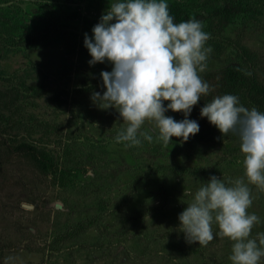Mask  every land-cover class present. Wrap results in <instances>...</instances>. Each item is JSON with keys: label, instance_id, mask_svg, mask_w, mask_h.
I'll list each match as a JSON object with an SVG mask.
<instances>
[{"label": "rangeland", "instance_id": "obj_1", "mask_svg": "<svg viewBox=\"0 0 264 264\" xmlns=\"http://www.w3.org/2000/svg\"><path fill=\"white\" fill-rule=\"evenodd\" d=\"M112 2L0 0V264H231L232 242L215 224L212 241L189 244L178 214L191 199L184 189L194 192L212 175L243 177L239 139L221 149L191 136L164 146L150 132L152 142L128 146L115 140L126 127L118 111L90 99L103 93L99 74L111 64L87 63L84 34ZM167 2L180 21L199 20L208 34L212 12L232 3L230 25L209 34L199 75L239 64L264 82V0ZM150 128L145 121L139 131ZM23 144L43 151L48 168L22 154ZM249 187L248 211L264 220V190ZM252 231L264 232V222Z\"/></svg>", "mask_w": 264, "mask_h": 264}, {"label": "clouds", "instance_id": "obj_2", "mask_svg": "<svg viewBox=\"0 0 264 264\" xmlns=\"http://www.w3.org/2000/svg\"><path fill=\"white\" fill-rule=\"evenodd\" d=\"M91 33L83 39L91 57L87 63L108 62L111 70L100 72L104 91L93 92L90 99L100 109H116L126 122L115 136L117 143L139 146L141 137L152 142L149 133L156 132L167 146L172 137L183 143L199 132V123L189 115L201 96L212 91L199 75L211 52L201 21L174 23L167 0H113ZM169 110L182 113L183 119L165 115ZM199 115L221 135H238L244 175H212L194 192L184 189L191 199L178 214L179 227L189 244H207L215 224L218 234L232 242L231 264H264V232L252 231L264 220L248 211L253 202L249 185L264 190V111L245 107L238 96L226 93L204 103ZM145 121L154 128L140 132Z\"/></svg>", "mask_w": 264, "mask_h": 264}, {"label": "trees", "instance_id": "obj_3", "mask_svg": "<svg viewBox=\"0 0 264 264\" xmlns=\"http://www.w3.org/2000/svg\"><path fill=\"white\" fill-rule=\"evenodd\" d=\"M65 1L70 2L72 0ZM232 6L233 4L229 2V4L216 8L207 19L208 24L206 25V28L212 38L220 35L223 30L230 25L232 21ZM178 12L179 11L176 9H171L169 11L170 15L174 17V23L181 22L178 19ZM71 47L69 49H71ZM216 47L219 46L216 45ZM68 53L72 54L71 51H68ZM204 81L211 86L212 91L207 96L202 95L201 100L196 104L195 113L192 119L199 123V132L191 137L194 142L201 144L202 146L208 145V148L216 147V149H221L225 143L238 140V135L234 132L221 135L206 118L200 117V108L204 103L210 102L214 96L229 93L238 96L240 103L243 106L248 108L256 107L258 110L264 111V82L259 79L256 73H248L244 71L239 64H232L218 74L207 75L205 76ZM19 150L22 154L29 156L37 163L46 165L44 168H48V163L51 160L43 151H40V149L23 144L20 146ZM167 169L174 175L181 174L180 168L167 167ZM203 171L204 170H201L200 173H203ZM160 203L161 206H165L167 201L164 199L161 200Z\"/></svg>", "mask_w": 264, "mask_h": 264}]
</instances>
